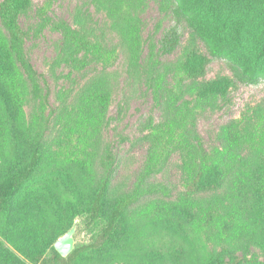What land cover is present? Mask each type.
Returning <instances> with one entry per match:
<instances>
[{
    "label": "rangeland",
    "instance_id": "rangeland-1",
    "mask_svg": "<svg viewBox=\"0 0 264 264\" xmlns=\"http://www.w3.org/2000/svg\"><path fill=\"white\" fill-rule=\"evenodd\" d=\"M112 1L0 0V8L5 2L20 8L18 23L28 34L22 46L24 60L32 70L28 76L26 68L0 57V179L23 166L34 145L41 152L37 171L16 198L20 230L14 239L24 238L27 232L32 243L55 242L71 222V228L75 226L73 249L97 242L114 200L132 191L143 170L150 147L146 125L161 126L170 117L164 105L156 104L143 80L128 69L127 50L120 48L125 43L117 30L122 19L136 18L141 42L150 38L158 46L163 33L176 25L173 8L161 5L160 0L139 4L132 0L115 8ZM40 10L46 14L43 18L38 17ZM79 12L90 14L89 25L104 43L120 46L115 59L85 68L59 61L63 36L57 25L65 22L74 27ZM253 19L241 31L248 56L255 54L258 41L264 42V22ZM182 20L178 25L180 47L160 59L183 64L196 54L204 59V68L194 80L197 86L185 91L169 107V114L177 108L189 114L184 117L186 129L207 153L214 148L222 151L221 142L242 144L247 131L256 137L264 134V78L256 83L235 80L227 59L208 55ZM228 20L225 28L221 20L214 23L224 30L226 41L236 27L234 19ZM3 35L0 21V41ZM147 49L144 43L141 58ZM222 78L228 80L224 94L200 92ZM247 141L241 147L242 155L252 146ZM262 143L258 138L256 144L260 147ZM184 157L172 151L148 179L166 185L170 195L141 198L116 228L108 254L87 251L78 264H191L203 262L212 252L225 259L245 256L248 261L264 263V195L256 200L257 188L264 191V186L254 182L264 180V172L247 178L249 184L242 178L245 172H231L219 190L200 186L190 192L187 186L195 172L184 165ZM105 182L104 211L95 223H89V203ZM244 187H251V193L241 198ZM15 242L18 248L6 246L18 255L30 247L24 239Z\"/></svg>",
    "mask_w": 264,
    "mask_h": 264
},
{
    "label": "trees",
    "instance_id": "trees-1",
    "mask_svg": "<svg viewBox=\"0 0 264 264\" xmlns=\"http://www.w3.org/2000/svg\"><path fill=\"white\" fill-rule=\"evenodd\" d=\"M112 2L115 8H119L121 3H129L132 0H113ZM136 3H141V0H136ZM160 3L173 8L176 25L163 33L158 46L150 38L146 42H141L139 22L132 17L122 19L123 22L117 30L121 35V43H125L121 47L117 44L108 46L104 43L102 36L98 35L96 30L89 25L91 20L88 12L85 14L79 12L76 15L73 22L74 27L65 22L57 25V30L63 36L62 47L58 54L60 62L70 67L85 68L91 64L111 61L115 59L118 47L125 48L128 69L134 76L143 80L152 92L156 104L164 105L166 108L164 113L170 117L164 125L153 126L150 122L146 125L145 139L150 147L143 170L140 171L132 191L114 200L97 242L75 248L65 258L53 248L57 240L54 242V239H51L48 243L41 242L40 244L36 241L32 243V238L27 232H24V238L14 239L18 237L17 233L20 230L17 195L41 163L40 148L34 145L23 166L0 179V264H78L87 251L108 254L107 249L112 247L116 228L133 205L146 196L170 195L171 190L166 185L149 182L148 179L156 171V166L159 163H165L169 154L174 150L180 151L182 157L188 154L186 158L184 157V165L190 172H195L192 182L187 186L190 192H196L200 186L212 191L219 190L223 187L226 174L229 175L231 172H245L242 177L244 183L247 178H255L256 173L264 172V143L260 147L256 144L258 138L264 141V134L259 133L256 137L252 131H245L246 134H242L244 139L242 144L235 143L233 140L226 143L221 142L222 151L214 148L207 153L201 147L200 142H197L196 135L186 129L187 118L184 117L189 114L185 113V115L180 108L169 114V107L173 106L185 91L189 92L197 86L194 80L198 73L201 75L203 73L204 59L196 54L189 56L183 64L180 61L162 62L160 59L172 54L180 47L181 37L178 25L183 19L182 21L193 32V37L203 43L208 55L227 59L235 80L242 83H256L260 78H264V42L258 41L255 54L248 56L244 53L241 31L249 18H254L255 22L256 18H259L260 23L264 22V0H160ZM19 11L20 8L17 10L11 2H5L0 8L1 27L6 34L0 41V47L3 48L0 51V57L4 60H12L22 68H26L25 72L30 76L32 70L24 60L25 54L22 48L28 34L19 26L17 19ZM45 15L43 10L38 13L39 18ZM206 16H208L207 19ZM230 17L234 19L236 27L234 36L230 35L231 39L226 41L224 30L214 23L221 20L222 28H225L226 21L230 20ZM144 43L148 48L147 55L141 58ZM188 79H191L190 86L186 84ZM227 82L225 78L213 81L201 88L200 92L205 90L215 96L224 94L227 90ZM176 140H181V142L174 144ZM247 140L252 146L245 155H242L243 148L241 147H244L243 144L247 143ZM246 172L253 174L250 176ZM254 182L264 186V180L256 179ZM247 183L250 182L247 181ZM243 189L241 198L251 193V187ZM262 194L264 195V191L257 188L256 200H262L264 198ZM106 199L107 182L100 184L89 203L86 216L89 223H95L102 216ZM70 224L71 222L67 224L66 232L71 229ZM248 235L250 238L255 236L253 233ZM20 239H24L30 247L20 250L21 255H18L6 244L18 248L15 241ZM252 260L254 262L246 260L245 256H229L225 259L222 258L221 253L212 252L204 258L203 262L197 260L191 264H264L256 259Z\"/></svg>",
    "mask_w": 264,
    "mask_h": 264
},
{
    "label": "water",
    "instance_id": "water-1",
    "mask_svg": "<svg viewBox=\"0 0 264 264\" xmlns=\"http://www.w3.org/2000/svg\"><path fill=\"white\" fill-rule=\"evenodd\" d=\"M74 232L75 226H73L53 244L55 251L63 258L67 257L73 250L74 240L72 236Z\"/></svg>",
    "mask_w": 264,
    "mask_h": 264
}]
</instances>
